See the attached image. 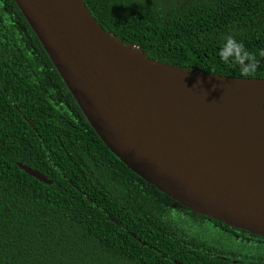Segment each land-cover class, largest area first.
I'll return each instance as SVG.
<instances>
[{"label":"trees","instance_id":"obj_1","mask_svg":"<svg viewBox=\"0 0 264 264\" xmlns=\"http://www.w3.org/2000/svg\"><path fill=\"white\" fill-rule=\"evenodd\" d=\"M82 1L152 60L264 79V57L245 75L217 56L227 35L264 49V0ZM177 206L108 151L13 1L0 0V264H264V238L244 232L254 246L217 253L197 228L232 240L237 230Z\"/></svg>","mask_w":264,"mask_h":264},{"label":"water","instance_id":"obj_2","mask_svg":"<svg viewBox=\"0 0 264 264\" xmlns=\"http://www.w3.org/2000/svg\"><path fill=\"white\" fill-rule=\"evenodd\" d=\"M12 1L116 159L190 212L264 238V135L249 109L264 104V79L152 60L102 29L82 0Z\"/></svg>","mask_w":264,"mask_h":264},{"label":"clouds","instance_id":"obj_3","mask_svg":"<svg viewBox=\"0 0 264 264\" xmlns=\"http://www.w3.org/2000/svg\"><path fill=\"white\" fill-rule=\"evenodd\" d=\"M257 55L264 57V49L258 50L256 54L249 52L244 44L232 35L225 36L217 50L220 61L238 65L241 73L245 75L255 71Z\"/></svg>","mask_w":264,"mask_h":264},{"label":"flooded vegetation","instance_id":"obj_4","mask_svg":"<svg viewBox=\"0 0 264 264\" xmlns=\"http://www.w3.org/2000/svg\"><path fill=\"white\" fill-rule=\"evenodd\" d=\"M179 206H177V207H179ZM183 209H185V208H183ZM185 210L187 211V212H185V214H189L188 213L189 210H187V209H185ZM193 216L198 218V216H200V215L194 214ZM207 226H209V225L207 224L205 226L203 225L202 227L197 228V230H196V233L198 234L197 237L200 238L205 243V245L210 246V247H214L215 249H213V250L217 253L224 254L223 251H225V249H227L230 246L235 248V250L237 247L242 248L244 242H246L248 245L254 246V244L252 242L248 241V239H250V237L248 235H246L245 234L246 232L244 233V231L235 229V230H237V232L232 234V238H233V240H232V239H229V237L227 236L226 233L220 234L219 232L214 231L211 226L208 227V229H207ZM232 229H234V228H232ZM208 230H210L211 233L207 232L206 234H204V231H208ZM216 235L220 237L221 242L213 244L212 242L209 241V238L216 236ZM240 254L241 253L238 252V259H240V257H241Z\"/></svg>","mask_w":264,"mask_h":264},{"label":"bare ground","instance_id":"obj_5","mask_svg":"<svg viewBox=\"0 0 264 264\" xmlns=\"http://www.w3.org/2000/svg\"><path fill=\"white\" fill-rule=\"evenodd\" d=\"M250 109V116L253 115L256 120H260L259 124H255L256 127L263 135H264V104L259 103L253 105L249 108Z\"/></svg>","mask_w":264,"mask_h":264},{"label":"rangeland","instance_id":"obj_6","mask_svg":"<svg viewBox=\"0 0 264 264\" xmlns=\"http://www.w3.org/2000/svg\"><path fill=\"white\" fill-rule=\"evenodd\" d=\"M207 232H210L211 233V231L210 230H208V231H204V234H206ZM209 241L210 242H212L213 244L214 243H219V242H221V239H220V237L219 236H213V237H210L209 238ZM246 248V247H245ZM227 249H235V248H233V247H228Z\"/></svg>","mask_w":264,"mask_h":264}]
</instances>
